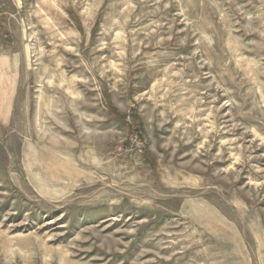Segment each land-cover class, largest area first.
<instances>
[{"label": "rangeland", "instance_id": "rangeland-1", "mask_svg": "<svg viewBox=\"0 0 264 264\" xmlns=\"http://www.w3.org/2000/svg\"><path fill=\"white\" fill-rule=\"evenodd\" d=\"M0 264H264V0H0Z\"/></svg>", "mask_w": 264, "mask_h": 264}]
</instances>
